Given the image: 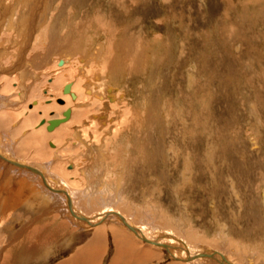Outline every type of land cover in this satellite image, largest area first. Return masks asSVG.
<instances>
[{
    "label": "rangeland",
    "instance_id": "1",
    "mask_svg": "<svg viewBox=\"0 0 264 264\" xmlns=\"http://www.w3.org/2000/svg\"><path fill=\"white\" fill-rule=\"evenodd\" d=\"M0 155L54 200L0 208L3 264L116 227L162 264H264V0H0Z\"/></svg>",
    "mask_w": 264,
    "mask_h": 264
},
{
    "label": "crops",
    "instance_id": "2",
    "mask_svg": "<svg viewBox=\"0 0 264 264\" xmlns=\"http://www.w3.org/2000/svg\"><path fill=\"white\" fill-rule=\"evenodd\" d=\"M71 243L66 247V252H62L61 262L53 264H162V252L151 247L144 246L130 233H126L119 227L115 231L90 230L86 233L71 231ZM34 242V241H33ZM30 246V247H29ZM27 246L31 252L44 246L42 240L31 243ZM39 250V249H38ZM37 250V251H38ZM23 253V252H22ZM28 253V250H26ZM24 254V253H23ZM24 257V256H21ZM5 259L6 264L11 263L9 257ZM1 259V260H3ZM21 258L20 260H23ZM0 264H3L0 261Z\"/></svg>",
    "mask_w": 264,
    "mask_h": 264
},
{
    "label": "bare ground",
    "instance_id": "3",
    "mask_svg": "<svg viewBox=\"0 0 264 264\" xmlns=\"http://www.w3.org/2000/svg\"><path fill=\"white\" fill-rule=\"evenodd\" d=\"M66 9H68V7L66 8ZM26 18V17H25ZM6 19V18H5ZM23 19V18H22ZM40 19V18H39ZM11 20V19H10ZM9 20V21H10ZM24 21V20H23ZM39 21H41V19L39 20ZM44 23V22H43ZM6 25H7V23H6ZM11 24H8L7 25V27L6 28H8V29H11V28H14V26L12 25V26H10ZM11 27V28H10ZM25 28V27H24ZM33 28V27H32ZM14 30V29H13ZM34 31V30H33ZM20 36V35H19ZM81 36V35H80ZM84 39V38H83ZM82 39V40H83ZM67 63V62H66ZM64 64H65V60L64 61H61L60 63H58V65L59 66H64ZM69 86V88H68V90L65 92V94L68 96V97H73V98H76L77 97V95L74 93V90H73V88H72V84L70 85H68ZM66 87V86H65ZM71 88H72V90H71ZM65 90V89H64ZM68 94H70V96L68 95ZM67 96H65L64 98H63V100L62 99H58L57 101H59L61 104H64L65 105V103L67 102ZM70 118H71V112L70 111H67V112H65L64 113V117L63 118H61L60 120V122L58 123V125H55L54 124V120H48L47 122H48V124H49V127H48V130L49 131H53V130H55L56 128H58V126H60V125H62L63 123H66L67 121H69L70 120ZM55 120H57V119H55ZM45 122V121H44ZM46 122V123H47ZM43 124H45V123H43ZM0 158L1 159H3V160H6V158H4V157H2L1 155H0ZM15 166H17V167H19V168H25V169H30L31 170V167H29V166H27V165H24V164H18V163H13ZM1 165V164H0ZM3 166V165H2ZM0 170L3 172L4 171V173H2L3 175H1V173H0V175H1V177H0V186L2 185V183L4 182H6V185H5V187H3V189H2V192H1V194H0V208H2V210L4 211L3 213H2V217H4V215H6V213L8 212H10V209L12 208V207H14L15 209H17L20 205H22V206H24V207H26V209L28 208V209H30V208H37V207H39V208H41L42 206H45V208H46V201L47 202H49V203H51V202H53L54 203V200H52V198L51 197H49V195H47L46 193L44 194V193H42V191L41 190H38L37 188H36V186L33 184V183H31V182H29V180H26V179H24V178H22V179H19L18 180V182H17V184H10L9 185V182H15V179H14V177H11V178H4V177H2V176H5V175H7V176H9V174H7L8 172V169H7V166H5L4 168H2L1 166H0ZM73 168V167H72ZM8 182V183H7ZM4 186V185H3ZM69 194V193H68ZM68 194H66V195H68ZM68 198H69V196H68ZM70 199V198H69ZM68 200V199H67ZM52 203V204H53ZM69 203V206H70V208H72V205L70 204V202H68ZM56 207V206H55ZM23 208V207H22ZM50 208V207H49ZM33 209H31V210H33ZM38 209V208H37ZM40 211V210H39ZM37 212V211H36ZM32 213H33V211H32ZM117 216V215H116ZM120 215H118L117 217H119ZM1 217V219H0V224H3V218ZM120 218V220L125 224V225H128L129 226V228H131V229H133V226L132 225H129V222H125L123 219H122V217L120 216L119 217ZM80 219H82V218H80ZM100 219V218H99ZM85 220V219H84ZM98 220V219H97ZM97 222V221H96ZM87 223V222H86ZM130 229V230H131ZM145 241H146V239H144Z\"/></svg>",
    "mask_w": 264,
    "mask_h": 264
},
{
    "label": "water",
    "instance_id": "4",
    "mask_svg": "<svg viewBox=\"0 0 264 264\" xmlns=\"http://www.w3.org/2000/svg\"><path fill=\"white\" fill-rule=\"evenodd\" d=\"M60 62H61V61H60ZM60 62H59V63H60ZM68 88H69V86H66V87H65V92L68 90ZM60 121H61L60 119L54 120V124H55V125H58V123H59ZM70 204H71V203H70Z\"/></svg>",
    "mask_w": 264,
    "mask_h": 264
}]
</instances>
